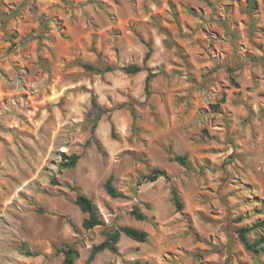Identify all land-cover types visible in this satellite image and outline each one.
<instances>
[{"label":"rangeland","instance_id":"1","mask_svg":"<svg viewBox=\"0 0 264 264\" xmlns=\"http://www.w3.org/2000/svg\"><path fill=\"white\" fill-rule=\"evenodd\" d=\"M254 1L0 0V264H60L63 244L77 264H264L237 234L264 221V0ZM155 167L169 179L143 181ZM110 175L120 196L105 191ZM78 194L103 224L83 228ZM120 225L147 240L121 234L115 252L90 258Z\"/></svg>","mask_w":264,"mask_h":264},{"label":"trees","instance_id":"2","mask_svg":"<svg viewBox=\"0 0 264 264\" xmlns=\"http://www.w3.org/2000/svg\"><path fill=\"white\" fill-rule=\"evenodd\" d=\"M254 6L256 5L254 0H250ZM82 66L93 72H102V71H108L111 70L112 67L106 66L105 69H101L98 66H95L90 63H82ZM122 69L127 73H136L143 69L142 66L137 64H127L122 67ZM153 73L149 72L146 77L145 82V91L146 93H149V78L152 76ZM98 114L96 115V118H98ZM79 159V155L73 153L70 155L62 154V161L61 166L63 168H71L74 167ZM186 155H175L173 157V160L177 161L180 165L185 166L186 165ZM159 177H163L166 179H169L168 174L165 170L155 167L152 169L151 172L147 173L146 175L142 176L143 181H154L158 179ZM104 188L107 194H109L112 197L120 196V193L114 188L112 185V176L110 175L105 183ZM172 200L174 202V205L177 210H181L183 205L182 202L178 196L177 191L172 188ZM76 204L80 208V210L87 214V216L82 220V226L85 229L93 228L94 226L103 224V220H101L94 209L93 202L91 198L86 196L85 194H78L76 197ZM130 213L135 219L142 220L144 219V214L140 212L137 208H133ZM264 224V221H259L254 223L252 226H242L237 229V234L240 239V242L244 246L246 250H248L251 253L254 254H262L264 255V233L259 234L254 240H250L247 236L249 231L257 226H262ZM121 234H124L125 236L129 237L130 239L137 241V242H144L147 240L148 234L145 230L136 228L129 225H120L117 228L110 229L105 233L104 239L97 243L93 244L91 246L90 250V258H93L94 255L98 252H101L103 250H109L111 252H115L117 249V242L119 240V237ZM63 253V258L60 264H77L76 259L78 258L79 254L78 251L70 244H63L61 249ZM27 255H31V252L29 250H26L25 252ZM134 264H146V263H140L138 261H135Z\"/></svg>","mask_w":264,"mask_h":264}]
</instances>
